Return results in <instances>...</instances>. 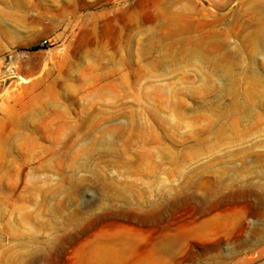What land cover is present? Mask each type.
I'll list each match as a JSON object with an SVG mask.
<instances>
[{
  "label": "rangeland",
  "instance_id": "rangeland-1",
  "mask_svg": "<svg viewBox=\"0 0 264 264\" xmlns=\"http://www.w3.org/2000/svg\"><path fill=\"white\" fill-rule=\"evenodd\" d=\"M122 242L264 264V0H0V264Z\"/></svg>",
  "mask_w": 264,
  "mask_h": 264
},
{
  "label": "bare ground",
  "instance_id": "bare-ground-1",
  "mask_svg": "<svg viewBox=\"0 0 264 264\" xmlns=\"http://www.w3.org/2000/svg\"><path fill=\"white\" fill-rule=\"evenodd\" d=\"M140 2V1H139ZM140 4H143L142 2ZM136 6V5H135ZM141 6V5H140ZM172 21H170L171 23ZM177 26V25H176ZM173 27V26H172ZM176 28V27H175ZM174 30V29H173ZM183 31V30H182ZM180 34V33H179ZM168 36V34H166L164 36V38ZM170 36V35H169ZM169 38V37H168ZM89 40L90 38H88L87 34L86 33H81L80 37H79V43L78 45L80 44V46H84L86 44H89ZM186 40V39H185ZM153 42V41H152ZM179 42V41H178ZM187 42V41H186ZM173 46V44H172ZM133 245V243L129 242V243H125V242H122L120 244H117L115 245L114 249H112L111 251L107 252L106 255H105V259H106V262H109V264H118L119 262L118 259H121L123 257V255H125V253L127 252V249L130 248V246ZM127 246L129 248H127ZM123 263V262H122Z\"/></svg>",
  "mask_w": 264,
  "mask_h": 264
},
{
  "label": "trees",
  "instance_id": "trees-1",
  "mask_svg": "<svg viewBox=\"0 0 264 264\" xmlns=\"http://www.w3.org/2000/svg\"><path fill=\"white\" fill-rule=\"evenodd\" d=\"M31 50H32V51H33V50H36V47L32 48Z\"/></svg>",
  "mask_w": 264,
  "mask_h": 264
}]
</instances>
